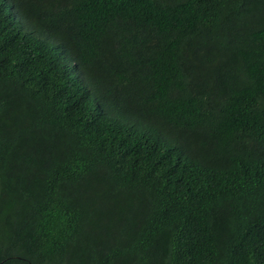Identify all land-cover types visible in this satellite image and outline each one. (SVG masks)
I'll return each instance as SVG.
<instances>
[{
    "label": "trees",
    "instance_id": "trees-1",
    "mask_svg": "<svg viewBox=\"0 0 264 264\" xmlns=\"http://www.w3.org/2000/svg\"><path fill=\"white\" fill-rule=\"evenodd\" d=\"M0 264H264V0H0Z\"/></svg>",
    "mask_w": 264,
    "mask_h": 264
}]
</instances>
